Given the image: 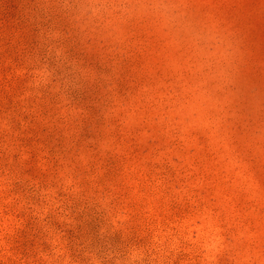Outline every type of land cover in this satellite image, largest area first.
<instances>
[{
	"label": "rangeland",
	"instance_id": "obj_1",
	"mask_svg": "<svg viewBox=\"0 0 264 264\" xmlns=\"http://www.w3.org/2000/svg\"><path fill=\"white\" fill-rule=\"evenodd\" d=\"M0 264H264V0H0Z\"/></svg>",
	"mask_w": 264,
	"mask_h": 264
}]
</instances>
